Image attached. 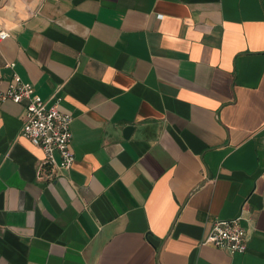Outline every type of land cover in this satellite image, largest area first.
<instances>
[{
    "label": "crops",
    "instance_id": "0c3cea01",
    "mask_svg": "<svg viewBox=\"0 0 264 264\" xmlns=\"http://www.w3.org/2000/svg\"><path fill=\"white\" fill-rule=\"evenodd\" d=\"M0 30L74 155L39 170L0 103V264H264V0H0ZM236 217L244 253L201 244Z\"/></svg>",
    "mask_w": 264,
    "mask_h": 264
},
{
    "label": "built area",
    "instance_id": "2783aa9c",
    "mask_svg": "<svg viewBox=\"0 0 264 264\" xmlns=\"http://www.w3.org/2000/svg\"><path fill=\"white\" fill-rule=\"evenodd\" d=\"M0 34V42L8 37L6 31L0 30ZM6 66L13 68L14 63ZM7 100L24 104L20 134L42 151L44 158L39 164V170L48 167L54 174L69 170L74 162L71 131L73 118L58 109L60 98L53 96L50 101L43 100L35 93L31 83L13 73L5 86L0 79V103ZM241 220V217H236L213 221L201 244L227 251L230 255L244 253L247 240Z\"/></svg>",
    "mask_w": 264,
    "mask_h": 264
},
{
    "label": "clouds",
    "instance_id": "9594fccd",
    "mask_svg": "<svg viewBox=\"0 0 264 264\" xmlns=\"http://www.w3.org/2000/svg\"><path fill=\"white\" fill-rule=\"evenodd\" d=\"M0 35H2V34H0Z\"/></svg>",
    "mask_w": 264,
    "mask_h": 264
}]
</instances>
